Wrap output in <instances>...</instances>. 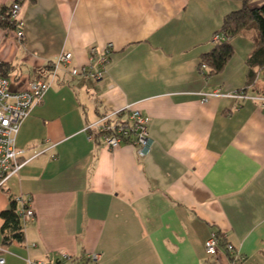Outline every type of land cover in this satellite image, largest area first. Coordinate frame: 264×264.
<instances>
[{"label": "crops", "instance_id": "1", "mask_svg": "<svg viewBox=\"0 0 264 264\" xmlns=\"http://www.w3.org/2000/svg\"><path fill=\"white\" fill-rule=\"evenodd\" d=\"M15 0H0V6ZM24 37L0 28V61L16 66L10 90L50 71L64 49L72 66L92 46L114 45L103 79L61 72L17 136L25 158L43 152L0 189L1 212L22 198L35 210L25 240L4 246V264H230L216 233L244 264H264V108L233 95L248 79L256 32L231 39L225 69L205 76L200 63L238 0H19ZM253 6L264 0H252ZM225 95L203 102L204 94ZM250 97H264V67ZM133 105L152 118L154 145L107 148L86 127ZM55 154V158L51 155Z\"/></svg>", "mask_w": 264, "mask_h": 264}, {"label": "built area", "instance_id": "2", "mask_svg": "<svg viewBox=\"0 0 264 264\" xmlns=\"http://www.w3.org/2000/svg\"><path fill=\"white\" fill-rule=\"evenodd\" d=\"M21 6L14 3L11 9V19L15 22L18 38L24 37V22L20 17ZM222 32H217L212 37V43L217 44L225 39ZM114 45L107 44L104 48L93 46L90 49L91 64L72 66L73 52H64L61 55L62 66L54 65L53 70L45 80H37L31 83L26 91H11L10 78L0 74V189L5 188L10 177L17 174L22 167L41 155L43 152H34L31 157L25 158L26 149L17 146V136L24 120L29 116L34 105L43 101L47 91L57 80L61 72H68L73 76L86 75L93 81H97L106 71L110 55ZM96 64V67L94 66ZM201 69L206 70L207 65L203 63ZM225 95L220 90L204 94L202 101L207 102L210 97ZM233 97L237 99H253L261 102L264 108V97H250L244 92H236ZM152 118L133 105H127L122 109L103 114L94 122L90 123L85 131L89 140H98L103 146L114 149L121 145L136 147L141 156H147L154 145V139L150 135V124ZM55 158V154L51 155ZM18 203H23L22 198H17ZM22 221L35 217V210L24 204L19 209ZM221 246V238L213 233L206 240L205 248L208 254L215 255ZM226 250L229 253L230 264H244L245 259L236 251L232 244H227ZM4 247L0 246V264L6 262L1 256ZM102 254L91 252L82 263L74 264H99ZM30 264H47L43 261H30ZM62 264V263H59Z\"/></svg>", "mask_w": 264, "mask_h": 264}, {"label": "trees", "instance_id": "3", "mask_svg": "<svg viewBox=\"0 0 264 264\" xmlns=\"http://www.w3.org/2000/svg\"><path fill=\"white\" fill-rule=\"evenodd\" d=\"M238 1L242 2V7L228 13L224 18L221 30L218 31V33L222 32L226 36L225 39L213 44L212 49L203 55L200 69L201 65L205 63L207 69H201L205 76L209 77L221 73L235 54L231 39L246 31L256 32L257 37L254 41L257 48L247 58L248 79L245 86L237 91L247 93L248 89L255 85L259 69L264 67V5L252 6V0ZM14 3L15 1L11 5L0 6V28L16 30L15 22L11 19V9ZM15 70L14 64L0 61L1 75L10 78ZM19 209L18 201L11 199L9 207L1 212V217L4 220L2 247L10 245L14 241L23 242L25 240V225L19 214ZM220 238L221 244L225 246V241L222 237Z\"/></svg>", "mask_w": 264, "mask_h": 264}, {"label": "bare ground", "instance_id": "4", "mask_svg": "<svg viewBox=\"0 0 264 264\" xmlns=\"http://www.w3.org/2000/svg\"><path fill=\"white\" fill-rule=\"evenodd\" d=\"M15 3H19V4H20L19 0H15ZM20 6H21V4H20ZM92 47H93V46H92ZM90 49H91V48H90ZM64 52H70V51H67V50H64V49H63V50L59 53V55L57 56V58H56L54 61L51 62V64H50V71H48V72L46 73V75L43 74V72L41 71V72H40V75H39L38 77L33 78V79L29 82L28 86H27L25 89L18 90V91H26V90L30 87L31 83H33L34 81H37V80H45V79H47V76H48L49 73L51 72V69L53 70V66H54V65L62 66L63 62L61 61V55H64ZM110 58H111V55H110ZM73 60H74V58H73ZM109 61H110V60H109ZM72 62H73V61H72ZM89 63L91 64L90 50H89V54H88V62L85 63V64H77L76 67H78V66H83V65H88ZM94 66L96 67V64H94ZM106 67H107V66H106ZM105 72H106V71H105ZM104 74H105V73L102 74V77H101L99 80L103 79ZM59 75H60V74H59ZM72 76H73V75H72ZM81 76H86V75H81ZM86 77H87V76H86ZM88 78L91 79L89 76H88ZM91 80H92V79H91ZM99 80H97V81H99ZM94 81H95V80H94ZM47 92H48V91H47ZM226 245H227V244H226ZM226 245H225V246H226Z\"/></svg>", "mask_w": 264, "mask_h": 264}, {"label": "rangeland", "instance_id": "5", "mask_svg": "<svg viewBox=\"0 0 264 264\" xmlns=\"http://www.w3.org/2000/svg\"><path fill=\"white\" fill-rule=\"evenodd\" d=\"M252 6L254 5V4H251ZM214 36V35H213ZM13 78V77H12ZM12 78H10V80L12 81Z\"/></svg>", "mask_w": 264, "mask_h": 264}]
</instances>
